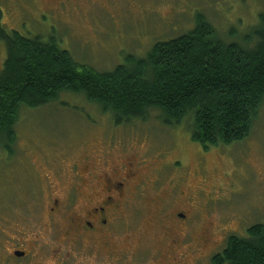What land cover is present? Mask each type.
<instances>
[{
    "label": "rangeland",
    "instance_id": "obj_1",
    "mask_svg": "<svg viewBox=\"0 0 264 264\" xmlns=\"http://www.w3.org/2000/svg\"><path fill=\"white\" fill-rule=\"evenodd\" d=\"M44 6L49 7L42 3V11L24 10L31 14L24 19L29 30L25 33L53 38L76 61L104 70L122 62L128 53L144 56L156 40L154 35L164 39L191 28L196 11L205 9L218 35L237 42L243 41L258 13L264 12V0H62L51 9ZM4 58L0 41V70ZM157 115L150 111L147 120H132L116 131L122 132L126 146L133 147L130 151L145 159L142 163L152 159L148 154L156 150L166 151L160 158L167 159L174 144L180 164L164 161L160 167L162 161L154 162L160 168L157 181L137 194L124 214L111 217L107 235L95 238L82 229L73 238L69 213L61 208L48 214L53 196L43 192L35 198L38 184L33 171L35 165L52 160L61 165L52 166L61 168L58 177L63 175L81 150L94 145L93 136L110 135L112 121L83 93L64 92L49 104L21 107L14 156L0 148V264H27L29 259L36 264H61L57 256L64 264H210V255L224 246L229 234L245 235L250 224L264 222V99L245 139L208 149L191 139L184 121L167 126ZM186 164L195 202L187 208L192 224L173 230L170 236L166 226L154 223V212L161 210L150 195L173 183L168 173L180 178ZM142 165L148 172L150 165ZM64 178H58L59 191ZM42 184L46 186L45 179ZM200 186L207 201L196 198ZM62 195L63 205L67 201ZM4 213L8 214L5 222ZM13 238L17 244L18 239L31 243L35 239L41 244L39 252L15 258Z\"/></svg>",
    "mask_w": 264,
    "mask_h": 264
},
{
    "label": "trees",
    "instance_id": "obj_2",
    "mask_svg": "<svg viewBox=\"0 0 264 264\" xmlns=\"http://www.w3.org/2000/svg\"><path fill=\"white\" fill-rule=\"evenodd\" d=\"M193 20L174 36L154 35L144 56L128 53L105 70L76 61L53 38L1 32L0 148L14 150L21 107L49 104L64 92L83 93L116 126L145 121L153 110L163 125L184 121L203 149L245 139L264 99V12L242 42L223 40L205 9ZM209 261L264 264V222L229 234Z\"/></svg>",
    "mask_w": 264,
    "mask_h": 264
},
{
    "label": "flooded vegetation",
    "instance_id": "obj_3",
    "mask_svg": "<svg viewBox=\"0 0 264 264\" xmlns=\"http://www.w3.org/2000/svg\"><path fill=\"white\" fill-rule=\"evenodd\" d=\"M42 3L49 6H44L45 9H51L60 5L62 0H0V35L1 32L9 33L15 30L24 36H30L25 33L29 30L24 26V19H30L31 14L24 12V10L32 7L34 11L36 9L42 11ZM120 126L112 125L109 136H93L96 141L94 145L81 150L77 158L73 160V164L59 177L61 168L55 167L61 165L55 161L51 160L43 165L41 162L40 167L35 165L33 172L38 184L37 190L35 189V198L43 192L53 196V200L48 207V214H56L61 208L69 213L70 223L68 224L74 229V235L76 236H73V238L79 237L82 229L84 232L93 234L92 236L95 238H102L100 236L108 231L106 227L111 221V217L124 214L125 206L131 204L137 194L144 190L148 184L157 181L160 168L158 167L159 164L154 165V162L162 161L160 167L164 161L168 165L176 166L180 164V160L177 159L179 157L178 152H175L179 149L174 148V144L169 146V149L171 146L173 148L167 159L160 158L165 155L166 151L159 152L156 150L155 153L148 154L152 159L148 160L147 163H142L145 159L139 153L130 151L133 147L126 146L122 132L116 131ZM117 133L120 135L117 136ZM131 142L134 143V141ZM14 154L12 148L11 155L14 156ZM142 164L150 165L148 172H145ZM186 166L187 164L181 170L180 178H175L172 172L168 173V181L174 180L173 183H168L165 189H158L150 195V200L155 203V207L161 210L157 213L154 212V223L156 226H161V224L166 226L170 236L173 230L185 229L192 224L187 208L193 207L195 202L193 200L194 194L191 192L192 185L190 186L189 183L190 176L187 178L190 174L189 166H187V170ZM62 176L65 177V181L63 184L60 182L62 189L59 191L58 178ZM42 178L45 179L46 186L42 184ZM181 180L184 181L181 183ZM175 183H179L176 184L178 192L176 198H173L171 190H175ZM170 184L171 187H169ZM195 193L196 198L201 196L207 201V194L202 186ZM60 195L64 196L67 201L63 205L62 201L59 200ZM206 201L203 202L202 200V203L206 204ZM7 215L4 213V216L1 217L4 222L8 221ZM77 230H80V232ZM64 234L67 235L66 230H64ZM169 234L167 237H169ZM15 240L12 239L11 252L19 260L28 258L30 253H38L41 247V244L36 243L35 239L31 240L32 243L29 239H18L20 244L14 243ZM171 241H173V238ZM105 243L104 241L103 244ZM14 251H20L23 254L16 255ZM59 259L61 258L57 256V260L64 264ZM26 263L36 264L30 259ZM38 264H42V262H38Z\"/></svg>",
    "mask_w": 264,
    "mask_h": 264
},
{
    "label": "water",
    "instance_id": "obj_4",
    "mask_svg": "<svg viewBox=\"0 0 264 264\" xmlns=\"http://www.w3.org/2000/svg\"><path fill=\"white\" fill-rule=\"evenodd\" d=\"M14 254H16V255H22L23 252H20V251H14Z\"/></svg>",
    "mask_w": 264,
    "mask_h": 264
}]
</instances>
